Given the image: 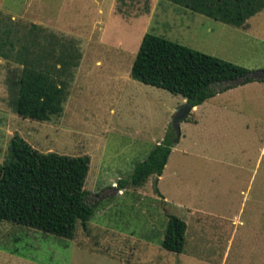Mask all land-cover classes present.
I'll list each match as a JSON object with an SVG mask.
<instances>
[{
    "label": "rangeland",
    "instance_id": "obj_1",
    "mask_svg": "<svg viewBox=\"0 0 264 264\" xmlns=\"http://www.w3.org/2000/svg\"><path fill=\"white\" fill-rule=\"evenodd\" d=\"M0 18L43 56L0 57V165L14 137L39 153L87 157L85 203L95 206L70 238L1 222L0 264H264V9L239 28L164 0H0ZM144 33L240 66L253 81L195 106L161 175L119 189L173 137L183 103L130 78ZM70 47L79 60L64 73L59 53ZM36 66L65 82L61 112L43 122L11 106V81ZM169 215L186 225L178 254L160 246Z\"/></svg>",
    "mask_w": 264,
    "mask_h": 264
},
{
    "label": "trees",
    "instance_id": "obj_2",
    "mask_svg": "<svg viewBox=\"0 0 264 264\" xmlns=\"http://www.w3.org/2000/svg\"><path fill=\"white\" fill-rule=\"evenodd\" d=\"M164 1L234 28L244 27L247 19L264 9V0ZM30 30L38 28L31 25ZM12 33L11 27L0 18L1 58L8 59L14 51L18 60L27 54L34 55L32 58L37 60L43 59L38 50L29 52L23 40ZM31 43L38 45L34 38ZM16 45H19L18 50ZM59 56L66 63L62 70L64 73L74 68L79 60V54L73 47L61 50ZM38 66L23 69L11 81L15 90L11 106L18 116L43 122L61 112L65 82L59 80L57 86L50 73ZM247 73L246 69L230 62L144 33L129 76L138 83L179 96L195 107L216 92L253 81ZM183 121H187V117ZM172 134L173 137L171 134L165 136L143 161L134 165L128 178L118 183L119 189L127 186L138 188L148 177L161 175L170 148L176 143L173 131ZM88 164L87 157L39 153L14 137L9 144L8 158L0 165V223L6 221L44 234L70 238L77 226L85 227L95 207L85 203L83 185ZM185 228L182 220L169 215L161 248L180 253Z\"/></svg>",
    "mask_w": 264,
    "mask_h": 264
},
{
    "label": "water",
    "instance_id": "obj_3",
    "mask_svg": "<svg viewBox=\"0 0 264 264\" xmlns=\"http://www.w3.org/2000/svg\"><path fill=\"white\" fill-rule=\"evenodd\" d=\"M257 79L264 80V73L256 76ZM193 107L186 101L177 107L171 115L170 118V128L174 133L175 139L179 137V123L183 121L189 114Z\"/></svg>",
    "mask_w": 264,
    "mask_h": 264
},
{
    "label": "crops",
    "instance_id": "obj_4",
    "mask_svg": "<svg viewBox=\"0 0 264 264\" xmlns=\"http://www.w3.org/2000/svg\"><path fill=\"white\" fill-rule=\"evenodd\" d=\"M182 100H183V99H182ZM183 101H184V100H183ZM193 109H194V107H193L191 110H193ZM187 118H188V117H187ZM188 119H189V118H188ZM188 119H187V121H189ZM177 139H178V138H177ZM184 224H185V223H184ZM185 227H186V225H185ZM185 231H186V228H185ZM163 232H164V231H163ZM184 233H185V232H184ZM162 236H163V235H162ZM160 242H161V241H160Z\"/></svg>",
    "mask_w": 264,
    "mask_h": 264
}]
</instances>
